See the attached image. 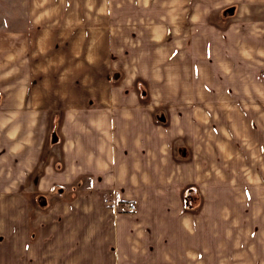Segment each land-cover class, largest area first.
<instances>
[{
  "label": "crops",
  "instance_id": "obj_1",
  "mask_svg": "<svg viewBox=\"0 0 264 264\" xmlns=\"http://www.w3.org/2000/svg\"><path fill=\"white\" fill-rule=\"evenodd\" d=\"M195 12L167 36L164 89L152 91L153 104L123 88H71L90 80L62 75L61 60H67L56 56L57 48L45 73L44 50L36 51L31 70L29 49L13 41L21 35L0 41V189L20 195L4 207L12 211L4 225L10 231L20 225L11 214L21 210L29 241L38 227L36 248L21 255L25 264L77 256L72 238L64 249L42 248L53 230L39 226L52 216L30 213V178L36 193L85 181L75 194L85 195V231L92 233L80 264H264V181H253L264 174L235 168L226 148L236 140L232 99L264 96L258 89L264 78L251 76L264 72V23L216 25L204 9ZM93 93L107 104H93ZM61 106L48 143L51 114ZM105 193L107 207L99 196ZM128 200L135 210L119 211Z\"/></svg>",
  "mask_w": 264,
  "mask_h": 264
},
{
  "label": "rangeland",
  "instance_id": "obj_2",
  "mask_svg": "<svg viewBox=\"0 0 264 264\" xmlns=\"http://www.w3.org/2000/svg\"><path fill=\"white\" fill-rule=\"evenodd\" d=\"M197 9L208 12L206 19L216 25L233 22L237 25L261 26L264 23V0H0V41L9 37V34L21 35L22 38L13 41L29 49L27 59L31 70L37 67L36 51L44 50L45 73L52 68L48 63L52 61V49L57 48L56 56L60 53V57L66 56L67 60L64 64L61 60L62 75L76 73L90 80L88 83H72L71 88L78 86V89H92L94 92L123 88L125 91H136L141 102L152 101L153 104L158 99L150 98L152 91L164 89L167 36L171 37V33L180 28L181 22L186 24L192 20ZM62 12L66 14L62 15ZM42 42L45 47H42ZM71 51L75 53V60L72 55L71 60H68ZM251 76L264 78V72H253ZM260 86L259 91L264 92V83ZM257 93L260 95V92ZM93 97V104H101L102 101L107 104V98H96L94 93ZM79 101L82 98L76 99V103ZM231 102V105H235L230 115L236 125V140L225 147L234 155L235 168L264 174V96L238 97ZM62 110L63 106L51 114L48 143L52 141L53 132L58 129ZM256 180L264 181V177L253 178V181ZM29 184V189L33 190L28 195L30 213L43 212L45 217L52 216L51 224L46 220L44 227L39 226L43 231L44 228H51L54 233H47L45 239L48 242H43L42 248L44 245L49 251L59 246L64 249L69 245L70 238L76 239L77 256L61 259L59 264H76V260L80 264L79 256L85 251V238L92 233L91 227L88 232L85 231V195L82 191L75 194L76 189L84 187L85 181L77 179L66 190L43 193L34 191L35 178H30ZM5 189H0V264H25L21 255L27 249L36 248L32 240L38 236V227L29 241L26 219H23L21 210L11 214L20 225L12 226V231L4 225L6 212H12L4 207L11 201L13 204L18 203L20 196L7 193ZM75 196H78V201L70 202ZM99 196L106 207L110 206L112 202L108 193ZM71 205L76 207L75 211ZM54 207L55 210H52ZM119 211L127 210L124 207ZM93 228L92 236H99V223ZM54 235L59 236V240L56 237L52 243L50 239ZM10 255L12 259L8 260ZM4 256L8 257L5 259ZM52 260L46 258V264ZM253 264L257 263L254 261Z\"/></svg>",
  "mask_w": 264,
  "mask_h": 264
},
{
  "label": "built area",
  "instance_id": "obj_3",
  "mask_svg": "<svg viewBox=\"0 0 264 264\" xmlns=\"http://www.w3.org/2000/svg\"><path fill=\"white\" fill-rule=\"evenodd\" d=\"M124 207H125V209L127 211H134L135 208H136V205H135V202L134 201L128 200L127 202H125Z\"/></svg>",
  "mask_w": 264,
  "mask_h": 264
}]
</instances>
